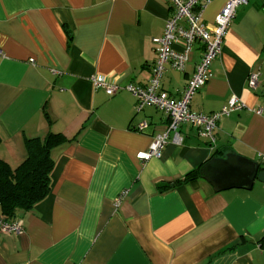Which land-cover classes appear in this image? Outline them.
<instances>
[{
    "label": "crops",
    "instance_id": "0c3cea01",
    "mask_svg": "<svg viewBox=\"0 0 264 264\" xmlns=\"http://www.w3.org/2000/svg\"><path fill=\"white\" fill-rule=\"evenodd\" d=\"M227 2L203 1L209 30ZM173 12L166 0H0V158L15 168L30 139L73 140L54 152L50 194L19 218L23 234L0 233V264H264V0L238 9L190 106L211 115L236 97L247 109L221 119L216 146L185 125L181 144L143 161L169 118L138 110L126 87L148 85ZM202 55L167 65L161 89L180 100ZM229 157L239 166L214 165Z\"/></svg>",
    "mask_w": 264,
    "mask_h": 264
},
{
    "label": "built area",
    "instance_id": "2783aa9c",
    "mask_svg": "<svg viewBox=\"0 0 264 264\" xmlns=\"http://www.w3.org/2000/svg\"><path fill=\"white\" fill-rule=\"evenodd\" d=\"M166 1L170 3L174 12L166 23L163 37L156 41L157 60L150 81L146 87L131 85L126 87V90L137 99L138 110L155 107L169 118L167 129L155 137L147 152L139 155L143 161L162 158L164 150L170 142L181 144L180 130L185 125L197 126L200 135L209 139L211 146H216V131L221 119L233 112H241L247 109V106L236 97H233L221 112L211 115L194 113L190 106L195 94L209 81L211 67L222 53L225 36L237 15L238 9L246 5L248 0H228L225 7L217 15L215 27L212 30H209L202 21V3L204 0ZM179 43L184 46L182 52H178L174 48ZM197 45L203 49L201 61L196 67L195 74L189 81L182 98L180 100L175 99L161 89V79L166 66L170 65L177 71H183ZM0 55H2L1 50ZM92 82L97 89H104L109 96H113L120 90V87L112 85L108 79L103 77L93 78ZM250 84L252 87L259 85L258 74L250 76ZM256 113L261 115L262 111L258 110ZM146 128V123L140 125L141 130ZM23 231L24 226L20 219L8 222L0 215V233L19 236L23 234Z\"/></svg>",
    "mask_w": 264,
    "mask_h": 264
},
{
    "label": "trees",
    "instance_id": "16d2710c",
    "mask_svg": "<svg viewBox=\"0 0 264 264\" xmlns=\"http://www.w3.org/2000/svg\"><path fill=\"white\" fill-rule=\"evenodd\" d=\"M72 141L55 133L44 140L30 139L27 158L15 168L0 158V215L6 221H16L48 197L55 165L54 152ZM193 178L194 173L183 181H177L176 185ZM169 187L162 185L160 189L164 191Z\"/></svg>",
    "mask_w": 264,
    "mask_h": 264
},
{
    "label": "water",
    "instance_id": "95a60500",
    "mask_svg": "<svg viewBox=\"0 0 264 264\" xmlns=\"http://www.w3.org/2000/svg\"><path fill=\"white\" fill-rule=\"evenodd\" d=\"M232 157H229V161H217L218 163H214V165H219V166H221V167H223V165H231V162H232V165H234V166H239V164L238 163H236L235 161H232ZM223 165H222V164ZM248 164H249V166H253V168H255V169H253V173H254V177H255V173L257 172V170H258V168H257V165L255 164V163H251V162H248ZM258 179L260 180V181H264V170H262L260 173H259V175H258Z\"/></svg>",
    "mask_w": 264,
    "mask_h": 264
}]
</instances>
